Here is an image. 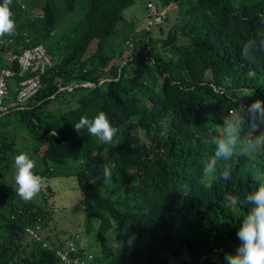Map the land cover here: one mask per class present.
<instances>
[{
  "label": "trees",
  "instance_id": "trees-1",
  "mask_svg": "<svg viewBox=\"0 0 264 264\" xmlns=\"http://www.w3.org/2000/svg\"><path fill=\"white\" fill-rule=\"evenodd\" d=\"M31 1L12 0L15 33L0 38L7 40L0 45L5 65L19 74L7 56L36 44L46 46L54 65L30 105L0 116V264H63L26 227L62 248L79 235L55 232L53 241L40 233L53 219L51 187L41 204L16 194L6 175L20 138L38 156L34 171L43 180L76 177L86 232L96 233L100 247L88 251L78 239L80 256L94 252L91 264H225L241 243L246 197L264 182V150L250 161L241 143L219 160L218 172L230 166V181H204L202 173L230 112L243 121L242 141L259 135L249 128L248 109L264 101V0H168L180 18L168 32L166 11L154 32L150 21L124 36L119 23L136 0H90L61 41L54 38L57 0ZM77 1L64 0L65 9ZM14 89L11 83L13 98ZM101 111L118 128L112 144L74 130L82 116ZM105 166L112 171L107 184Z\"/></svg>",
  "mask_w": 264,
  "mask_h": 264
},
{
  "label": "clouds",
  "instance_id": "clouds-1",
  "mask_svg": "<svg viewBox=\"0 0 264 264\" xmlns=\"http://www.w3.org/2000/svg\"><path fill=\"white\" fill-rule=\"evenodd\" d=\"M11 3L12 0H3V3H0V38L6 35L12 36L15 33L16 24L12 18ZM250 49L251 42L244 45L243 56L245 59H249ZM60 83L62 89L67 87L63 85L62 81ZM248 110L252 113V123L249 128L252 132L258 131L259 135L242 141L243 121L230 112L224 121L223 134L213 141L215 145L214 155L204 163L202 173L204 181L216 179L217 177L224 181L232 179L230 166L224 165L222 170L218 172V161L231 158L241 143L243 144L241 154L246 155L250 161H254L255 157L264 150V131L260 130L259 127L264 124V101H254ZM73 127L77 133L86 130L102 145L112 144L118 132V128L112 126L107 114L103 111L99 112L94 118L82 116ZM13 159L16 194L25 202L33 201L44 185L43 178L34 171L37 166L36 161L25 151H19V154L15 155ZM103 176L106 184L111 181L112 171L108 166L104 167ZM246 203L251 207L243 217V224L237 232L241 243L235 249V252L225 254V264H264V182L260 183L257 189L247 195ZM77 236L75 239L78 243L79 235ZM133 240L134 238L130 236L129 245L132 244Z\"/></svg>",
  "mask_w": 264,
  "mask_h": 264
},
{
  "label": "rangeland",
  "instance_id": "rangeland-1",
  "mask_svg": "<svg viewBox=\"0 0 264 264\" xmlns=\"http://www.w3.org/2000/svg\"><path fill=\"white\" fill-rule=\"evenodd\" d=\"M45 1L46 0H32L31 4H36L38 2L39 5L37 6H42ZM150 1L153 2L158 8L157 13H153L152 10L147 7L148 2ZM89 2L90 0H78L76 7L73 10L67 11L64 6V0H57L56 7L61 15V21L55 31L54 38L61 41V36L64 33L68 32L71 29V26L85 15ZM167 4L168 0H136V2L132 6L125 9L124 17L126 20L119 23V27L121 28V33H119L124 36V31H126L132 25L136 29H146L150 21L156 23L151 26V30L152 32H154L159 28L157 22H163V19H166L165 16H163L166 11L171 16L170 19L168 18L164 22L165 25H163L165 31L168 32L172 28L173 24H176L180 21V18L175 14L172 9L168 11ZM161 11L162 16H157ZM175 11L177 12V10ZM166 32L164 33V35H166ZM121 39L122 38L119 36L118 38L114 39V42L117 40L120 41ZM13 121L16 120L13 119ZM30 146L28 145V143H26L23 138L18 139V150L27 152L30 157L33 158L36 163H38L39 158L36 154H34ZM19 151L13 154V158L15 155L19 154ZM6 177L15 189L14 159H12L11 167ZM47 186L51 187L52 190L54 189L53 198L48 201L49 205L51 207L53 206V219L52 222L49 224L48 229H40V233L45 237L49 235L50 239L53 241H55L57 238L55 232H59V234L62 233L63 235L61 234V236L63 237H65L64 231L66 232V236L69 234L79 233V239H81L80 243L83 244V246H87L88 251L98 252L100 250V247L99 244L96 242V233L92 232L89 235L86 232L85 212L83 211V207L80 202L82 192L77 187L76 177L58 176L44 179L43 188L39 195L33 200V202L39 204L43 202V191Z\"/></svg>",
  "mask_w": 264,
  "mask_h": 264
},
{
  "label": "built area",
  "instance_id": "built-area-1",
  "mask_svg": "<svg viewBox=\"0 0 264 264\" xmlns=\"http://www.w3.org/2000/svg\"><path fill=\"white\" fill-rule=\"evenodd\" d=\"M148 7L153 13H157V7L154 3L149 2ZM11 41L9 40V42ZM5 42H7L6 39H0V45ZM7 61L9 63H14L15 61L18 63L19 74L5 65V57L0 51V116L12 109L23 110L30 105L43 86L42 75L54 65V60L44 44H36L25 48L21 53L10 54L7 56ZM17 74L20 79L14 82L12 79ZM27 74L31 76L26 77L25 75ZM11 83L15 88V98L11 97L10 94ZM26 233L34 241L41 243L44 248L54 251L55 255L64 264H91L94 257L92 253L80 256V248L76 239H73L66 248H62L44 240L31 227H26Z\"/></svg>",
  "mask_w": 264,
  "mask_h": 264
}]
</instances>
